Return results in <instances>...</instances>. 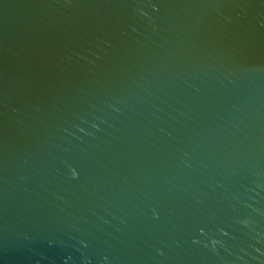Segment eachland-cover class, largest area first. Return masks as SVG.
Masks as SVG:
<instances>
[{
  "label": "water",
  "instance_id": "1",
  "mask_svg": "<svg viewBox=\"0 0 264 264\" xmlns=\"http://www.w3.org/2000/svg\"><path fill=\"white\" fill-rule=\"evenodd\" d=\"M0 264H264V0H0Z\"/></svg>",
  "mask_w": 264,
  "mask_h": 264
}]
</instances>
